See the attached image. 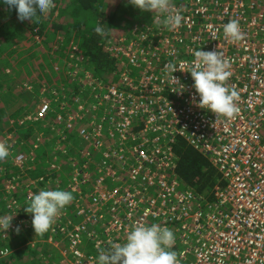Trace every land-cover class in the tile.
<instances>
[{"label":"built area","instance_id":"built-area-1","mask_svg":"<svg viewBox=\"0 0 264 264\" xmlns=\"http://www.w3.org/2000/svg\"><path fill=\"white\" fill-rule=\"evenodd\" d=\"M125 2L139 21L105 41L121 70L116 80H97L79 65L63 71L79 90L64 95L68 105L56 111L60 141L54 147L63 151L64 145L75 155L49 165L53 180L45 186L41 180L25 184L29 202L45 188L65 186L74 196L48 243L69 264H97V255L87 252L90 243L107 249L110 242L124 243L133 224L156 223L174 232L178 264H264V0H171V11L183 17L171 30L163 17L153 23L155 14ZM230 20L239 21L245 34L240 42L224 36ZM200 49L218 50L230 62L226 85L240 94L239 114L230 120L196 106L187 71ZM169 63L176 72L165 70ZM44 103L35 113L41 122L52 109L51 101ZM179 141L219 174L214 198L181 188ZM28 162L34 163L24 154L13 157L20 178ZM7 171L0 168V178ZM6 206L15 216V206ZM17 226L27 228L11 221L2 238H11ZM10 254V248L0 249V260Z\"/></svg>","mask_w":264,"mask_h":264},{"label":"trees","instance_id":"trees-1","mask_svg":"<svg viewBox=\"0 0 264 264\" xmlns=\"http://www.w3.org/2000/svg\"><path fill=\"white\" fill-rule=\"evenodd\" d=\"M125 1L54 0V7L47 15L39 18V23L20 22L15 9L0 3V143L11 147V155L0 162V168L8 169L5 176L0 178V215L10 216L11 211L6 208L8 202L15 206L16 214L10 216L13 217L12 221H22L27 226L25 232L15 234L18 246L26 242L35 243L34 246H23L10 257L1 259L0 264H69L57 247L47 243L51 230L36 236L31 225V215L24 212L29 203L25 184L29 180H41L45 186L53 180L47 170L49 165L59 159L66 160L75 153L64 145H61L63 151L54 147L60 139V132L55 131V109L59 105L50 109L44 122L32 118L29 112L39 107L43 94L58 96L51 93L55 86L59 88L66 85L68 92L65 95L79 90L77 83L72 82V78L63 72L68 68L74 70L75 65L82 66L97 80H116L121 70L117 62L109 58L105 41L117 37L139 21V13ZM97 26L104 29L103 35L95 32ZM24 39L36 40L35 46H32L34 51L19 59L22 48L17 41ZM42 46L49 51L39 58L36 52ZM1 56H4V60H1ZM57 68L58 72L55 71ZM32 69L41 72L36 73L37 80L26 76ZM175 152L181 188L192 187L198 194L214 198L220 177L212 164L183 141L177 142ZM17 154L32 157L34 162H28L29 169L24 178L19 177V170L13 163V157ZM6 178L9 183L4 181ZM64 182L63 179L61 183ZM7 185L12 186L10 192L7 191ZM64 188L60 186L53 189ZM76 222L73 220V223ZM60 225L66 228L68 223L61 222ZM2 236L0 230V249L9 245V241ZM92 247L94 244L90 243L87 252L98 254L97 249Z\"/></svg>","mask_w":264,"mask_h":264},{"label":"clouds","instance_id":"clouds-1","mask_svg":"<svg viewBox=\"0 0 264 264\" xmlns=\"http://www.w3.org/2000/svg\"><path fill=\"white\" fill-rule=\"evenodd\" d=\"M0 3L6 4L9 9H15L20 22L31 23H39V18L47 15L54 7V0H0ZM129 3L141 12L155 14V19L152 17L153 23L161 22L160 18L163 17L162 24L169 30L179 27L182 23V15L171 11V0H129ZM94 30L97 34H104L101 26H97ZM223 33L232 42H240L245 35L237 20L226 23ZM193 55L194 59L187 72L194 81L193 87L199 97L196 106L215 114L216 118L224 117L228 120L234 118L240 111L238 107L240 94L235 88L226 85L232 75L229 60L218 50L200 49ZM165 70L174 73L176 65L169 63L165 66ZM35 117V114L32 115V118ZM55 131L59 132L57 127ZM8 157L9 146L0 143V162L7 160ZM73 199L71 191L62 189L45 188L34 193L24 212L31 215V225L36 236L49 232L61 210L65 209ZM12 219L13 217L10 216H0V230L6 232L11 226ZM16 231L19 233V226ZM174 242V232L168 227L156 223L151 225L135 223L126 233L124 243L110 242L107 249H98L96 262L97 264H178Z\"/></svg>","mask_w":264,"mask_h":264},{"label":"rangeland","instance_id":"rangeland-1","mask_svg":"<svg viewBox=\"0 0 264 264\" xmlns=\"http://www.w3.org/2000/svg\"><path fill=\"white\" fill-rule=\"evenodd\" d=\"M124 32V31H123ZM122 32V33H123ZM121 33V34H122ZM26 38H28L27 36H25ZM35 40V39H34ZM34 40H30V39H24L23 41L21 40V41H17V44L19 45V46H21V53L18 55V58L20 59V58H25L26 56H27V54H29L30 55V51L31 52H33L34 50L32 49V46H35V44H34V42H36V40L34 41ZM28 42H31V44L29 45L28 44ZM38 43V42H37ZM48 49L47 48H45L44 46H42L41 47V50H37V52H36V55L39 57V58H42L43 56H44V54H46L47 55V53H48ZM1 60H4V56H1ZM48 65H49V62H48V64L46 65L47 67H48ZM39 66H41V65H39ZM39 68V67H38ZM39 69H41V68H39ZM56 71H57V69H56ZM39 72V74H41V72L38 70V69H32L30 72H28V74L26 73V76H27V78L28 79H31V80H33L34 79V77L36 78V80L38 79V76H36V73H38ZM61 76H63V74L61 75ZM71 81L72 82H74L73 81V79H71ZM37 83H39L38 81H37ZM41 83V82H40ZM64 85V84H63ZM57 86H55V87H53L54 89L51 91V93H56L58 96H56V97H54L52 94H47V95H45V94H43L41 97V100H40V103H39V105L38 106H40V105H42V104H45L44 102H49V101H51L52 103H53V108H56L55 106L56 105H59V108H57V109H55V111H57V110H60V107L62 108L63 106H66V105H68L67 104V102H66V99H65V97H63L67 92H68V87L65 85L64 87H62V86H60L59 88L57 87ZM63 90V91H62ZM50 91H49V93H50ZM70 91V90H69ZM45 98H49L50 100H45ZM39 99H40V97H39ZM44 99V100H43ZM38 109V107L37 108H35V109H31L30 110V112H29V116L32 114L33 116H34V114H35V111ZM31 158L32 157H30V160H31ZM100 159H101V156H98V158H97V161L99 162L100 161ZM13 241V243L11 244V254H10V256L11 255H13L15 252H17L16 250H15V247L19 244L18 243V241H17V239H16V237L14 236V238H11L10 239V242H12ZM9 256V257H10Z\"/></svg>","mask_w":264,"mask_h":264},{"label":"crops","instance_id":"crops-1","mask_svg":"<svg viewBox=\"0 0 264 264\" xmlns=\"http://www.w3.org/2000/svg\"><path fill=\"white\" fill-rule=\"evenodd\" d=\"M59 141H60V139H59ZM59 141H58V142H59ZM57 159H58V158H57ZM62 160H63V159H62ZM25 230H26V228H25V229H21L19 232H20V233H23V232H25ZM16 233H17V231H16V232H12L11 235H10V237H11V238H14V236H15ZM11 238H8V239H7V240L9 241V245H7V247L10 248V249H11V244L13 243V241L10 242V239H11ZM47 243H48V240H47ZM28 245H32V246H34L35 243H34V242H33V243H32V242H29V243L26 242V243H25L24 245H22V246H18V245H17V246L15 247V250H16V251H17V250H20L23 246L27 247ZM50 245H51V244H50ZM7 247H6V248H7ZM52 247H55V246L52 245ZM96 255H97V254H96Z\"/></svg>","mask_w":264,"mask_h":264}]
</instances>
